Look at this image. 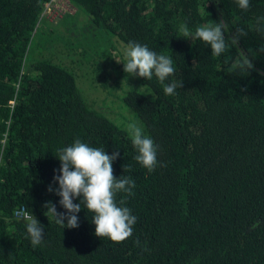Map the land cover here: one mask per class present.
Masks as SVG:
<instances>
[{
    "label": "trees",
    "instance_id": "obj_1",
    "mask_svg": "<svg viewBox=\"0 0 264 264\" xmlns=\"http://www.w3.org/2000/svg\"><path fill=\"white\" fill-rule=\"evenodd\" d=\"M47 1L0 0V264H264V53L255 51L264 38L253 29L240 41L255 65L241 76L228 72L237 48L212 57L178 36L181 24L249 27L264 0L246 13L234 0H68L74 13L47 25L39 50ZM129 41L173 57L175 95L123 71ZM84 72L98 102L121 91L124 118L90 98ZM130 124L158 145L152 172L134 159ZM77 138L118 151L113 175L136 182L125 204L137 221L123 241L96 236L86 209L78 228L63 229L46 208L66 211L47 188L57 149ZM21 209L43 225L41 244L30 243Z\"/></svg>",
    "mask_w": 264,
    "mask_h": 264
},
{
    "label": "clouds",
    "instance_id": "obj_2",
    "mask_svg": "<svg viewBox=\"0 0 264 264\" xmlns=\"http://www.w3.org/2000/svg\"><path fill=\"white\" fill-rule=\"evenodd\" d=\"M219 2V0H218ZM236 7L242 12H248L251 0H234ZM264 38V14L254 18L249 27H230L224 20L205 22L194 29L187 24H181L178 36L190 39L193 43L200 41L211 49L212 57H220L229 45L239 50L237 57L228 62V72L236 75H246L255 67L254 56L240 48V41L251 30ZM227 34V39H226ZM256 55L264 53V43L256 48ZM123 71L129 75L142 77L151 81L153 77L162 86L165 96H173L176 89L181 87L180 79H173L176 72L171 55L157 53L147 44L129 41L121 48ZM128 135L135 149L134 159L148 172H152L158 163V145L151 135L147 134L138 124L128 126ZM56 157L60 165L54 169L52 181L47 190L59 197V205L66 211L57 212L56 205L50 206V214L56 223L64 228L79 227L78 213L86 209L92 213L91 222L94 233L98 237H107L112 241H123L133 233L137 217L125 204L127 196L134 194L135 180L131 176L113 175V162L120 153L105 150V147H93L77 138L72 143L57 149ZM117 193L126 194L117 202ZM78 202H74L77 201ZM26 233L33 246L41 244L44 227L35 218H30L26 224Z\"/></svg>",
    "mask_w": 264,
    "mask_h": 264
},
{
    "label": "rangeland",
    "instance_id": "obj_3",
    "mask_svg": "<svg viewBox=\"0 0 264 264\" xmlns=\"http://www.w3.org/2000/svg\"><path fill=\"white\" fill-rule=\"evenodd\" d=\"M69 11H73V10H69ZM72 13H74V12H71V13L70 12H66V13L63 14V10H58L57 13L55 14V16H45V17H42L41 18V20L39 21V24L37 25V27H36V29L34 31V33H35V38L34 39L36 41V44L38 46L37 48H39V50H40V48L43 49L39 45V40H42L44 38H47V34L45 33V32H48L47 31V25H53V24H54V26L55 25H59V23H58L59 18L62 17V22H64L66 20V18H69L70 17L69 15H71ZM60 28L62 30V33L67 36V34H66L65 30H64V27L61 26ZM42 44H44V40H42ZM48 44H49V40H48ZM36 53H37V51L35 52V55H36ZM86 72H84V75L82 74L83 77H79L78 78V83L83 88H85L87 91H89V94H90V98L91 99H94V100H96L98 102L102 98L103 93L100 92V91L94 92V90H91L90 89L91 88L90 87V81H89V77L86 74ZM112 92H114L113 93L114 95L111 96V97L114 98L113 102L110 103L109 100L104 101V102H101V103L98 102L97 103V106L101 110H103L104 112H106L107 114H109L113 118L116 117L115 115L117 113H119V115L122 118H124V115L122 114V112L120 110V109H122L124 107L122 106V103L120 102V99H119V96H118L121 93V91L120 90H117V91H112ZM110 99H112V98H110Z\"/></svg>",
    "mask_w": 264,
    "mask_h": 264
},
{
    "label": "built area",
    "instance_id": "obj_4",
    "mask_svg": "<svg viewBox=\"0 0 264 264\" xmlns=\"http://www.w3.org/2000/svg\"><path fill=\"white\" fill-rule=\"evenodd\" d=\"M58 10H63V14L66 12H73L69 11L72 9L68 4V0H48L43 6L42 15L43 17L55 16ZM9 105L12 108L14 105V100H10ZM16 214L23 219L28 220L31 218V215L23 209L16 211Z\"/></svg>",
    "mask_w": 264,
    "mask_h": 264
}]
</instances>
